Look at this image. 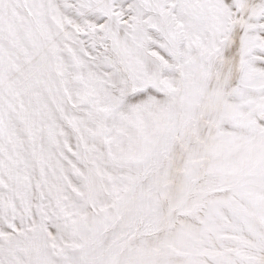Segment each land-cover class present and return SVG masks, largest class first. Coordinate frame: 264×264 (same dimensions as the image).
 I'll return each mask as SVG.
<instances>
[{
	"label": "snow or ice",
	"instance_id": "1",
	"mask_svg": "<svg viewBox=\"0 0 264 264\" xmlns=\"http://www.w3.org/2000/svg\"><path fill=\"white\" fill-rule=\"evenodd\" d=\"M0 264H264V0H0Z\"/></svg>",
	"mask_w": 264,
	"mask_h": 264
}]
</instances>
